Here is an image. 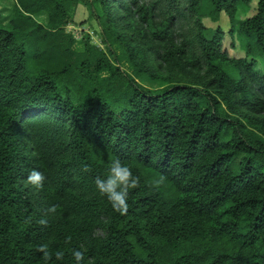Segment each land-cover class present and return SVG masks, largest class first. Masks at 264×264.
I'll return each instance as SVG.
<instances>
[{
  "label": "trees",
  "instance_id": "trees-1",
  "mask_svg": "<svg viewBox=\"0 0 264 264\" xmlns=\"http://www.w3.org/2000/svg\"><path fill=\"white\" fill-rule=\"evenodd\" d=\"M83 1L104 49H76L67 30ZM253 3L15 0L5 24L0 10V264H44L41 245L50 264H75L74 248L83 264H264V0ZM222 15L243 57L205 23ZM115 159L140 177L125 215L93 183ZM33 168L43 188L25 184Z\"/></svg>",
  "mask_w": 264,
  "mask_h": 264
},
{
  "label": "clouds",
  "instance_id": "clouds-1",
  "mask_svg": "<svg viewBox=\"0 0 264 264\" xmlns=\"http://www.w3.org/2000/svg\"><path fill=\"white\" fill-rule=\"evenodd\" d=\"M45 179L46 177L42 171L33 168L28 172L25 184L40 189L43 188ZM93 183L98 194L107 200L112 210L120 215H125L129 208L130 191L139 186L140 177L135 175L127 164L115 159L111 162V166L106 173L95 175ZM49 211L54 212L55 208H50ZM39 223L43 225L47 221L41 219ZM38 251L42 253L44 264H50L53 259V253H50L44 245H41ZM64 255L63 251H56L54 253L55 261H61ZM71 256L75 264H83L85 259L84 251L74 248L71 251Z\"/></svg>",
  "mask_w": 264,
  "mask_h": 264
},
{
  "label": "rangeland",
  "instance_id": "rangeland-1",
  "mask_svg": "<svg viewBox=\"0 0 264 264\" xmlns=\"http://www.w3.org/2000/svg\"><path fill=\"white\" fill-rule=\"evenodd\" d=\"M147 2H151L153 0H146ZM257 2V0H254V5ZM15 5V0H0V10H2L3 14V22L4 24L7 23L13 15V8ZM71 16H73V22L68 25L67 30L71 32L78 40V44L76 45V49L83 50L84 41H86L87 38L90 39L91 44H96L101 48H105L106 44L104 41V34H103V27L102 25L96 20V17L94 16V13L92 12L91 7L86 1H83L79 3L77 6L71 8L70 10ZM46 15V18H44L45 15H35V18L40 21L41 23L46 24L48 20V14L44 13ZM205 23L209 27H216L218 24H220L225 30L226 35L224 39V46L229 51L231 56L235 57H243L244 51L237 47H233L232 45V38L228 34L229 30V19L226 15H222L221 19L218 23H215L211 21L210 18L205 19ZM188 27H191L189 24H187ZM264 64L261 62L258 65V70L263 69ZM139 81L147 88L151 89H161L165 86L162 82L159 81H153L148 76H142Z\"/></svg>",
  "mask_w": 264,
  "mask_h": 264
},
{
  "label": "crops",
  "instance_id": "crops-1",
  "mask_svg": "<svg viewBox=\"0 0 264 264\" xmlns=\"http://www.w3.org/2000/svg\"><path fill=\"white\" fill-rule=\"evenodd\" d=\"M41 14H43V15H45L44 13H41ZM40 15V14H39ZM46 18V15L44 16V18L43 19H45Z\"/></svg>",
  "mask_w": 264,
  "mask_h": 264
}]
</instances>
